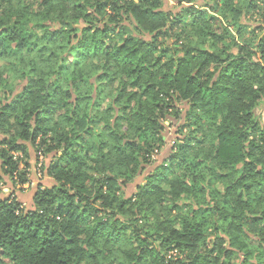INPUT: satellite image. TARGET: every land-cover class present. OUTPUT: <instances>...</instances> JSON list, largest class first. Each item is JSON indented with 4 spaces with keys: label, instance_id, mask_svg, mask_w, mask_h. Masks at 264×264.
Listing matches in <instances>:
<instances>
[{
    "label": "trees",
    "instance_id": "trees-1",
    "mask_svg": "<svg viewBox=\"0 0 264 264\" xmlns=\"http://www.w3.org/2000/svg\"><path fill=\"white\" fill-rule=\"evenodd\" d=\"M11 1L0 0V62L12 69L20 64L17 76L28 85L0 113V130L7 124L16 129L11 140H0L7 147L0 156L3 175L26 185L13 154H26L23 144L40 140L55 152L47 173L57 185L38 187L31 210L15 195L0 198V264H103L115 256L124 264H264V122L255 114L264 99V39L256 53L236 43L237 55L225 47L204 50L190 36L204 42L216 36L210 17L194 6L166 12L162 0H24L21 9ZM238 2L215 0V6L232 12ZM182 35L188 44L181 51ZM69 57L75 74L68 72ZM38 60L53 68L50 80L40 76ZM89 71L101 74L102 82L119 81L117 98L105 111L104 88L91 103ZM0 87L6 91V81ZM174 102L190 104L187 117L210 138L196 139L202 149L211 144L199 156L213 159L222 173L215 221L208 214L158 217L168 169L155 171L134 197H123L143 149L130 133L139 141L145 134L161 141L160 117L172 111L181 118ZM110 110L118 113L114 121H107ZM203 163L180 161L201 177ZM201 177L191 179V187L184 179L167 181L175 195L170 216L178 199L203 195Z\"/></svg>",
    "mask_w": 264,
    "mask_h": 264
},
{
    "label": "rangeland",
    "instance_id": "rangeland-1",
    "mask_svg": "<svg viewBox=\"0 0 264 264\" xmlns=\"http://www.w3.org/2000/svg\"><path fill=\"white\" fill-rule=\"evenodd\" d=\"M193 1L190 5L180 6L176 0H162V10L166 12L179 13L183 10L184 7L194 6L210 17V23L212 25V31L216 34L214 37H209L207 42L199 39L197 35H191V41L196 44L198 42L201 48L210 52H219L221 48L225 47L230 50L233 55L238 54V50L234 45L247 46L252 48L253 52H258L257 48L262 39H264V0H241L234 5L232 12L230 9L224 8L222 5L215 6V0H191ZM31 6L35 5L34 2L29 1ZM27 3L24 0H12L11 6L15 9H21L25 7ZM80 27H83L84 24H79ZM182 29V28H181ZM241 29V30H240ZM176 33H180L176 31ZM186 35H182L181 39L178 42L180 45V50L182 51L183 47L188 43L184 41V37ZM172 39V40H171ZM168 40V44L171 46L174 42L173 38ZM179 47V46H178ZM176 53L174 51L171 52ZM256 60L258 59L255 58ZM67 66L69 67V74H75V70L71 64V57H69ZM39 67L44 74H40V76L44 75L47 81L51 78V72H53V68H49L44 66L40 60H38ZM75 66H77L75 64ZM89 69V68H88ZM20 70V64H15L12 69L11 64L0 62V80L6 81L8 88L4 91L0 87V113L3 111V107L7 104L15 101L18 95L22 94L25 87L28 85V80L24 81L20 77L18 78V71ZM36 75V74H35ZM34 75V76H35ZM41 76V77H42ZM43 76V77H44ZM42 77V78H43ZM90 83L94 84V92L92 98V105L97 102L99 98H101V94L99 92L102 91V88L106 90L105 93L102 94V98L104 102L102 106V111L107 110L110 105H112L113 100L117 98L119 93V81L116 82H102L100 81L101 74L96 71H89ZM103 85V86H101ZM100 87V90L98 89ZM100 95V97H99ZM177 105L179 111H182V115L180 119H175L174 113H171V116L166 115L165 117H160L159 123L163 125L164 129L160 134L162 138L161 141L155 142L151 139H145L139 141L135 135V132L130 133L131 140H134L137 145H140L143 149L139 152V169L137 176L133 181L129 182L125 188H123V197L125 199H129L134 197L139 187L146 185L148 182L149 176H151L155 171L159 168L168 169L166 178L163 181H166L162 184V189L164 191V197L167 199L165 205L158 207L157 215L161 220L172 219L175 216L181 215L186 216L187 218H192L195 214H208L207 217L211 218L212 221L217 219V217L213 216L212 207L214 204L221 199L222 193L224 191L223 185L219 182V175L222 173L219 172L215 166L216 163H213V159L208 160L206 162L205 156H199V150H206L205 153L210 149L211 144H206L203 146L202 144L197 143V139H204L207 143L210 140L209 136H207L206 130L202 132L199 131V128L193 125V120L187 117V114L190 110V104L174 102ZM134 106V105H132ZM107 113V112H105ZM109 116L107 117V121H114V118L118 116L114 114L112 110L109 111ZM255 114L259 119L264 122V99L258 105ZM55 120L59 118V115L56 114ZM166 117L171 121H166ZM55 122L52 123L54 125ZM7 124L2 130H0V140H11L14 137L16 129L8 126ZM103 124L97 126V131H100ZM122 131H126L128 125L126 121L121 122ZM123 125V126H122ZM49 129V128H48ZM51 134H48L45 138L50 137ZM216 142V140H215ZM190 144L191 147L188 151L185 148H182L183 145ZM25 148H27L26 154L24 153H14V157L20 158V172L25 173L28 179L26 185H16L12 180L3 175L2 165L3 162L0 159V176L3 177L4 188L0 192V198H8V197H19L21 202L25 205L26 209H33L34 197L36 190L38 187L42 188H52L57 185L55 180L49 177L47 173V168L50 166L51 162L54 159L55 152L49 154L46 150V147L43 145L40 140H37L36 143L27 142L24 143ZM80 150V148H79ZM78 150V151H79ZM83 154H86L88 149L81 148ZM91 150H93V145L91 144ZM203 150V152H204ZM1 151H7V147L5 145L0 144V156ZM145 152L147 155V162H145ZM189 152V153H188ZM190 160V158L197 159L199 162H204L203 167L201 169L202 177L198 175V172L195 171L192 166L184 168L180 165V161L182 158ZM174 158V159H173ZM185 163V162H184ZM182 163V165L184 164ZM212 170V171H211ZM215 174V175H214ZM201 177L203 184V195H198L195 198H187L182 197L177 201V209H173L170 216V210H168L169 205H171L172 200L174 201L175 195L170 194L172 191L171 185L167 184V181L170 182L172 180H176L177 178L184 179L186 181V185L191 187L190 180ZM188 179V180H187ZM133 202L135 200L133 199ZM155 212V213H156ZM212 216V217H211ZM205 217V220H207ZM150 220H153V216L150 217ZM230 249V248H229ZM247 250L241 251L239 254V258L243 257V254L246 253ZM175 252H171L169 254L170 257H174ZM169 257V258H170ZM109 261V263H108ZM107 262V263H106ZM124 264L121 259L118 257L110 258L107 261H104L103 264ZM234 263V262H233Z\"/></svg>",
    "mask_w": 264,
    "mask_h": 264
}]
</instances>
